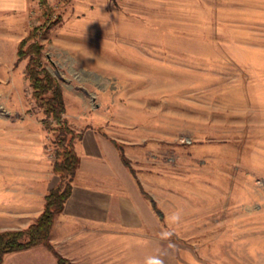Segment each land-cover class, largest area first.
I'll return each instance as SVG.
<instances>
[{
	"label": "rangeland",
	"instance_id": "obj_1",
	"mask_svg": "<svg viewBox=\"0 0 264 264\" xmlns=\"http://www.w3.org/2000/svg\"><path fill=\"white\" fill-rule=\"evenodd\" d=\"M49 2L36 39L65 117L114 139L152 210L66 253L51 240L65 264H264V0ZM46 18L37 1L30 27ZM27 61L1 80L2 109L37 119L54 155Z\"/></svg>",
	"mask_w": 264,
	"mask_h": 264
},
{
	"label": "crops",
	"instance_id": "obj_2",
	"mask_svg": "<svg viewBox=\"0 0 264 264\" xmlns=\"http://www.w3.org/2000/svg\"><path fill=\"white\" fill-rule=\"evenodd\" d=\"M36 5L37 0H0V82L14 73L18 45L31 29ZM2 93L0 85V96ZM0 105V230L25 228L39 216L46 194L60 178L53 168L55 157L47 150L46 132L37 119L8 120L2 109L7 106L1 101ZM82 131V138L75 142L80 164L72 191L50 233L63 253L65 247L78 245L91 232L117 235L140 230L152 213L112 137L93 126ZM45 262L56 264L55 254L37 244L7 252L2 264Z\"/></svg>",
	"mask_w": 264,
	"mask_h": 264
},
{
	"label": "trees",
	"instance_id": "obj_3",
	"mask_svg": "<svg viewBox=\"0 0 264 264\" xmlns=\"http://www.w3.org/2000/svg\"><path fill=\"white\" fill-rule=\"evenodd\" d=\"M37 1L47 18L44 22L33 26L20 40L16 63L28 57L25 69L33 89L32 94L45 113V117L42 119L45 128L53 131L55 135L56 147L53 168L60 179L56 186L52 187L46 194L43 211L30 225L25 228L0 230V264H2L7 252L37 244L46 245L56 255L58 263L65 264V258L55 250L51 242L50 233L56 214L63 209L66 199L71 194L72 180L80 164L75 142L82 138L83 131L75 130L65 117L66 102L62 85L57 76L43 64L44 44L36 39L42 30L45 31L54 24L53 7L49 0ZM60 1L67 3L70 0ZM31 39L32 41L29 42ZM112 141L116 144L113 138ZM119 149L122 160L126 163L121 147ZM151 201L158 215L162 216L163 214L154 200Z\"/></svg>",
	"mask_w": 264,
	"mask_h": 264
}]
</instances>
